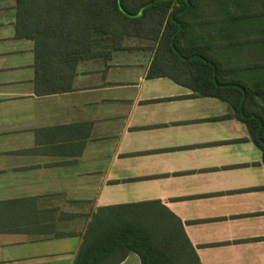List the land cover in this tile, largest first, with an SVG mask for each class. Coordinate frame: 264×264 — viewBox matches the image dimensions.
<instances>
[{"label":"crops","instance_id":"0c3cea01","mask_svg":"<svg viewBox=\"0 0 264 264\" xmlns=\"http://www.w3.org/2000/svg\"><path fill=\"white\" fill-rule=\"evenodd\" d=\"M15 7L0 0V264H76L102 209L151 202L201 264H264L263 152L229 105L149 78L145 48L81 62L72 91L38 95Z\"/></svg>","mask_w":264,"mask_h":264},{"label":"trees","instance_id":"16d2710c","mask_svg":"<svg viewBox=\"0 0 264 264\" xmlns=\"http://www.w3.org/2000/svg\"><path fill=\"white\" fill-rule=\"evenodd\" d=\"M15 9L17 38L34 42L38 95L72 91L81 62L149 49V78L227 103L264 162V0H16ZM92 232L99 243L76 264H119L129 253L142 264H201L159 202L102 209L86 241Z\"/></svg>","mask_w":264,"mask_h":264},{"label":"rangeland","instance_id":"374dc122","mask_svg":"<svg viewBox=\"0 0 264 264\" xmlns=\"http://www.w3.org/2000/svg\"><path fill=\"white\" fill-rule=\"evenodd\" d=\"M260 5H257V7H259ZM248 54V58L252 57L251 54L249 52H247Z\"/></svg>","mask_w":264,"mask_h":264}]
</instances>
